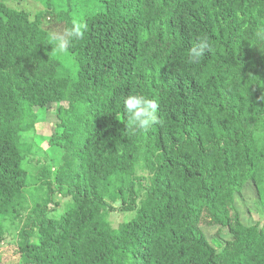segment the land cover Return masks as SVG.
I'll return each mask as SVG.
<instances>
[{
	"label": "trees",
	"instance_id": "1",
	"mask_svg": "<svg viewBox=\"0 0 264 264\" xmlns=\"http://www.w3.org/2000/svg\"><path fill=\"white\" fill-rule=\"evenodd\" d=\"M37 1L0 0V245L17 231L23 264H264V209L245 223L224 205L249 184L264 203V0H98L86 18L94 0ZM73 20L77 80L52 39ZM130 94L161 123L133 127ZM54 105L59 162L38 166L36 110ZM218 204L221 250L201 227Z\"/></svg>",
	"mask_w": 264,
	"mask_h": 264
},
{
	"label": "rangeland",
	"instance_id": "2",
	"mask_svg": "<svg viewBox=\"0 0 264 264\" xmlns=\"http://www.w3.org/2000/svg\"><path fill=\"white\" fill-rule=\"evenodd\" d=\"M6 4L13 8H21L30 12L35 13L37 10H43L44 7L41 3L37 0H4ZM77 3V2H75ZM94 6L89 11V8H85L83 10L84 17L90 15L89 12H100L104 10L105 4L99 2L98 0L93 1ZM80 4V3H79ZM58 8L67 9L66 6H59ZM86 12V13H85ZM93 14V13H92ZM86 18V17H85ZM84 19V18H83ZM49 24L51 26H55L56 22L50 21ZM56 28L62 30L63 28L60 25H56ZM58 55L56 58L62 61V71L63 74L69 78L77 80V68L75 67L74 63L72 62L71 58L69 57L68 53L63 51H58ZM51 108V110L47 109H37L36 112L39 115L41 120L40 127L36 131L38 137L36 138V142L40 143L36 146V154L35 157L37 165L41 166L42 164L48 165H56L59 162V153L53 150L51 147V140L55 135V128L56 124L58 123L57 116L55 114V110L57 105ZM35 194V190L33 188H29L27 192L28 198L31 195ZM232 206L230 207V204ZM229 204H224L228 207V212L232 217H241L245 219V223L250 222L254 223L260 221V216L263 215L261 209H264V203L259 201L257 192L255 191L254 186L249 184L245 190L243 195H237L233 201ZM60 213H62V209H58ZM221 210H226V208L218 204L217 208L213 210H207L202 220L201 227L204 229L205 233L207 234L210 243L215 246L218 250H221L222 247L225 245V240L230 239V235L228 233L227 226H219L210 223L212 220L216 218H220L224 215V212ZM228 214V213H227ZM116 217L112 222L113 227H117L121 224L125 216L123 214H115ZM2 215H0V218ZM229 220V219H228ZM227 220V221H228ZM226 221V222H227ZM247 221V222H246ZM254 221V222H252ZM222 229L220 234H216L219 229ZM18 233L17 231H12L7 233V239L0 245V264H23L22 257L19 254V249L17 246L18 243Z\"/></svg>",
	"mask_w": 264,
	"mask_h": 264
},
{
	"label": "clouds",
	"instance_id": "3",
	"mask_svg": "<svg viewBox=\"0 0 264 264\" xmlns=\"http://www.w3.org/2000/svg\"><path fill=\"white\" fill-rule=\"evenodd\" d=\"M87 31V24L83 20H73L72 26L66 33H54L52 39L56 41L58 51H66L73 40L82 39ZM264 35V31H258L257 36ZM207 38L199 39L196 46L191 49L190 59L198 62L200 57L210 50ZM124 110L133 127L147 130L155 124L161 123L158 116L159 103L157 100L144 95L130 94L124 99ZM128 128V125H127Z\"/></svg>",
	"mask_w": 264,
	"mask_h": 264
}]
</instances>
